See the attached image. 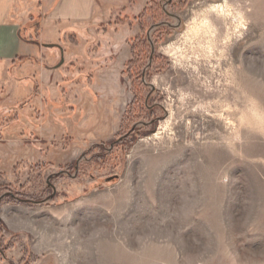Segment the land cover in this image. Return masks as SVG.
I'll return each instance as SVG.
<instances>
[{
  "label": "rangeland",
  "instance_id": "obj_1",
  "mask_svg": "<svg viewBox=\"0 0 264 264\" xmlns=\"http://www.w3.org/2000/svg\"><path fill=\"white\" fill-rule=\"evenodd\" d=\"M138 1L0 61V264H264V0Z\"/></svg>",
  "mask_w": 264,
  "mask_h": 264
},
{
  "label": "crops",
  "instance_id": "obj_2",
  "mask_svg": "<svg viewBox=\"0 0 264 264\" xmlns=\"http://www.w3.org/2000/svg\"><path fill=\"white\" fill-rule=\"evenodd\" d=\"M118 2L123 0L111 3L118 7ZM146 2H137V12L143 10ZM98 3V0H0V61H12L33 52L43 54L42 48L44 54L46 50L52 54L59 47L63 50L66 47L62 39L72 34L78 24L93 20L99 11ZM117 15L124 17L127 11L120 9ZM32 30L34 36H30Z\"/></svg>",
  "mask_w": 264,
  "mask_h": 264
},
{
  "label": "bare ground",
  "instance_id": "obj_3",
  "mask_svg": "<svg viewBox=\"0 0 264 264\" xmlns=\"http://www.w3.org/2000/svg\"><path fill=\"white\" fill-rule=\"evenodd\" d=\"M222 4L212 5L209 6L208 12H212L216 14L219 18H223V10H222Z\"/></svg>",
  "mask_w": 264,
  "mask_h": 264
},
{
  "label": "trees",
  "instance_id": "obj_4",
  "mask_svg": "<svg viewBox=\"0 0 264 264\" xmlns=\"http://www.w3.org/2000/svg\"><path fill=\"white\" fill-rule=\"evenodd\" d=\"M151 2H152V0H147L146 6L143 8V10L139 16H141L145 12V10H147L151 6V4H152ZM132 131H133V129L130 130L126 135H129Z\"/></svg>",
  "mask_w": 264,
  "mask_h": 264
},
{
  "label": "water",
  "instance_id": "obj_5",
  "mask_svg": "<svg viewBox=\"0 0 264 264\" xmlns=\"http://www.w3.org/2000/svg\"><path fill=\"white\" fill-rule=\"evenodd\" d=\"M55 44H46V46H54ZM58 46V45H56ZM60 51L62 50L61 47H59Z\"/></svg>",
  "mask_w": 264,
  "mask_h": 264
}]
</instances>
